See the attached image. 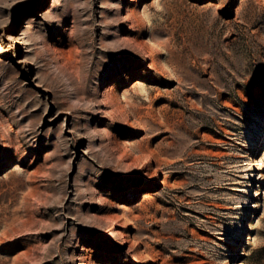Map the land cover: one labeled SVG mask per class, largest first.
<instances>
[{"label": "rangeland", "instance_id": "1", "mask_svg": "<svg viewBox=\"0 0 264 264\" xmlns=\"http://www.w3.org/2000/svg\"><path fill=\"white\" fill-rule=\"evenodd\" d=\"M0 264H264V0H0Z\"/></svg>", "mask_w": 264, "mask_h": 264}, {"label": "bare ground", "instance_id": "2", "mask_svg": "<svg viewBox=\"0 0 264 264\" xmlns=\"http://www.w3.org/2000/svg\"><path fill=\"white\" fill-rule=\"evenodd\" d=\"M149 192H146L145 195H148Z\"/></svg>", "mask_w": 264, "mask_h": 264}]
</instances>
